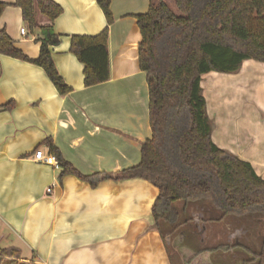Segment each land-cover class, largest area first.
<instances>
[{"label": "crops", "instance_id": "1", "mask_svg": "<svg viewBox=\"0 0 264 264\" xmlns=\"http://www.w3.org/2000/svg\"><path fill=\"white\" fill-rule=\"evenodd\" d=\"M52 1L62 14L52 25L60 41L50 48L51 57L72 91L61 96L40 67L0 55V250L16 248L19 262L34 264H183L154 227L151 209L158 192L149 183L107 180L92 189L71 175L58 181L59 168L34 161L35 151L48 152L44 142L51 140L84 176L116 174L140 163L151 129L135 17L156 0H111L109 80L89 88L82 66L69 53L70 38L100 34L105 17L96 0ZM0 3L7 5L0 30L27 58L36 59L37 33L25 29L14 0ZM36 19L39 26L47 24L39 13ZM254 100L264 119V88L256 89ZM8 104L11 109L1 108ZM211 123L213 143L249 163L264 180V134L256 128L252 143L226 144Z\"/></svg>", "mask_w": 264, "mask_h": 264}, {"label": "trees", "instance_id": "2", "mask_svg": "<svg viewBox=\"0 0 264 264\" xmlns=\"http://www.w3.org/2000/svg\"><path fill=\"white\" fill-rule=\"evenodd\" d=\"M168 0L151 3L146 14L136 16L141 41L138 66L145 73L151 138L141 145L140 163L116 174L81 175L63 160L51 140L44 144L55 156L58 181L75 176L94 189L101 182L140 179L158 192L151 209L155 229L162 238L163 226L174 228L183 211L177 203L205 206L222 217L258 216L264 220V180L252 166L218 148L212 141V123L202 95L203 76L233 74L245 61L264 64V0ZM106 28L96 36H72L69 53L83 69L84 87L109 80L108 27L113 23L111 0H96ZM6 4L0 3V17ZM22 22L40 44L36 59L27 58L5 30H0V55L40 67L58 94L72 90L59 76L51 47L59 45L52 30L62 8L52 0H14ZM47 21L39 26L36 14ZM1 73V72H0ZM12 104L2 106L11 109ZM212 212V211H211ZM251 259L242 264H264V230L258 252L241 245ZM227 246L194 250L182 248L184 264H213L209 260ZM19 250H0V264L21 263Z\"/></svg>", "mask_w": 264, "mask_h": 264}, {"label": "rangeland", "instance_id": "3", "mask_svg": "<svg viewBox=\"0 0 264 264\" xmlns=\"http://www.w3.org/2000/svg\"><path fill=\"white\" fill-rule=\"evenodd\" d=\"M167 3L176 13L173 0ZM201 88L207 103V115L209 117V112L210 121L216 122L218 133L226 144L252 143V131L256 128L259 136L264 134V119L256 109L254 100L256 89L264 88V64L245 61L236 73L208 74L203 76ZM176 206L183 211L181 221L174 228L163 226V234L167 250L171 256H182L183 264L185 254L182 248L198 250L227 246V251L217 250L210 255L209 260L213 264L247 263L251 255L235 248L236 245L258 252L264 230L263 218L252 215L242 218L222 217L212 208V212H207L204 205L184 206L183 203H177Z\"/></svg>", "mask_w": 264, "mask_h": 264}, {"label": "built area", "instance_id": "4", "mask_svg": "<svg viewBox=\"0 0 264 264\" xmlns=\"http://www.w3.org/2000/svg\"><path fill=\"white\" fill-rule=\"evenodd\" d=\"M21 35H25V30H20ZM34 161L48 167L58 168V162L54 155L49 152H43V150H36L34 153ZM48 193H51V190H47Z\"/></svg>", "mask_w": 264, "mask_h": 264}]
</instances>
